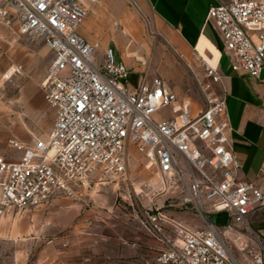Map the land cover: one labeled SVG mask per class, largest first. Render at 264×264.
Masks as SVG:
<instances>
[{"label":"built area","instance_id":"2783aa9c","mask_svg":"<svg viewBox=\"0 0 264 264\" xmlns=\"http://www.w3.org/2000/svg\"><path fill=\"white\" fill-rule=\"evenodd\" d=\"M215 1L205 22L219 36L228 67L264 84V0ZM86 17L77 0H0V25L40 38L52 55L42 89L54 113L45 137L29 144L10 140L19 156L0 157V218L9 209L75 198L92 183L126 179L134 147L164 187L176 186L179 207L203 220V227L190 228L157 207L146 211L143 227L149 234L158 235L163 224L174 233L157 263L264 264V242L249 222L255 211H264V186L239 180L225 98L213 92L220 81L217 67L204 63L206 103L195 114L163 80L144 76L129 85L130 70L113 49L99 59L97 45L78 32ZM21 73V66L12 68L11 75ZM219 213L226 215L222 231L210 222ZM230 233L257 248L244 253L248 243L241 242L243 257L237 256Z\"/></svg>","mask_w":264,"mask_h":264},{"label":"rangeland","instance_id":"374dc122","mask_svg":"<svg viewBox=\"0 0 264 264\" xmlns=\"http://www.w3.org/2000/svg\"><path fill=\"white\" fill-rule=\"evenodd\" d=\"M77 1L87 9L83 25L96 24L94 45L98 58L102 59L107 49H113L129 67L132 74L127 80L129 85L136 86L144 76L160 79L190 104L193 113L204 108L206 100L201 90L204 76L193 75L183 65L168 42L172 32L156 21L151 9L138 11L132 0H120L123 13L133 12L138 16L135 25L122 16L124 27L116 19L108 23L111 15L98 7L100 2ZM122 12L114 11V14L119 17ZM116 23L124 39L109 34L110 28L116 30ZM108 34L110 42L105 48L98 47ZM1 58L6 67L0 70V148L9 150L10 140L29 144L33 138L45 137L53 126L54 113L44 101L42 89L52 55L40 38L21 36L13 45L7 44ZM15 66H21L20 75H11ZM11 155L15 156L10 152ZM179 197L176 186L164 187L160 177L145 167L143 157L133 147L128 155L126 179L108 180L98 186L92 183L75 198L60 197L46 205L45 214L53 218V225L37 236L23 234L0 239V264H159L156 256L165 242L174 240V233L171 226L163 224L158 235L149 234L143 227L146 211L157 207L190 228L203 227V220L192 210L179 207ZM34 209L40 207L29 210ZM215 218L216 215L211 216L210 222L222 231L226 223L216 222ZM40 227L43 225L39 224ZM233 234L228 235V241L237 256L243 257L239 251L241 242L248 243L244 253L257 248L250 239Z\"/></svg>","mask_w":264,"mask_h":264},{"label":"crops","instance_id":"0c3cea01","mask_svg":"<svg viewBox=\"0 0 264 264\" xmlns=\"http://www.w3.org/2000/svg\"><path fill=\"white\" fill-rule=\"evenodd\" d=\"M138 11L151 9L157 22L163 24L173 34L168 42L172 45L174 52L182 60L184 66L191 70L192 74L204 76L203 64L206 61L211 66L217 67L220 81L213 86L216 96L224 97L226 102L227 117L232 128L231 140L235 160L239 164V180L242 182L256 183L264 186V84L255 81L248 76H240L230 70L225 57L222 54V42L212 27L205 22L208 10L216 4L215 0H132ZM99 8L106 10L109 17L108 23L116 19L122 26L126 27L123 20L126 19L135 25L138 16L131 12L123 13L119 7L120 0H100ZM107 2V6L104 4ZM146 7V8H145ZM101 10V11H102ZM114 11L122 12L119 17ZM117 27L115 31H108L112 37L124 36L120 34ZM110 27V24L108 25ZM79 34L89 43L96 42V24L94 22L82 24L78 29ZM14 33V35L12 34ZM97 34L100 29L97 25ZM106 37L104 48L110 42V35ZM115 35V36H114ZM14 30L0 25V53L7 50V44L13 45L20 40ZM207 42L218 52L217 57L204 45ZM119 60L123 61L121 56ZM9 66V65H8ZM6 62L0 59V70L5 69ZM129 68V67H128ZM24 71L26 68L24 66ZM185 70V69H184ZM132 75V74H131ZM179 91V88H175ZM10 152L14 155L10 156ZM19 154L6 147L0 148V157L12 159ZM47 206L34 210L9 209L0 218V239L8 237H21L23 234H34L46 231L48 226L53 225V218L45 214ZM188 221L193 222L192 218ZM249 222L255 233L264 242V211L258 210L250 215ZM39 224L43 227L39 228Z\"/></svg>","mask_w":264,"mask_h":264},{"label":"water","instance_id":"95a60500","mask_svg":"<svg viewBox=\"0 0 264 264\" xmlns=\"http://www.w3.org/2000/svg\"><path fill=\"white\" fill-rule=\"evenodd\" d=\"M215 221L216 222H221V223H226V215H225V213L217 214L216 218H215Z\"/></svg>","mask_w":264,"mask_h":264},{"label":"bare ground","instance_id":"6f19581e","mask_svg":"<svg viewBox=\"0 0 264 264\" xmlns=\"http://www.w3.org/2000/svg\"><path fill=\"white\" fill-rule=\"evenodd\" d=\"M204 45H205L206 47H208V49L210 50V52H211V53L214 55V57L216 58L217 55H218V52H216V50H214V48H213L212 46H210L209 43L205 42ZM129 52H130V51H129ZM138 58H139V57H138ZM204 63H206V61H205ZM206 64H208V63H206ZM208 65H209V64H208ZM210 66H211V65H210ZM212 67H215V66H212Z\"/></svg>","mask_w":264,"mask_h":264}]
</instances>
